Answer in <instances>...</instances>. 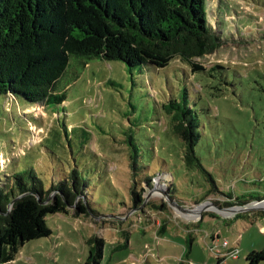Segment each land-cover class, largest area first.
Listing matches in <instances>:
<instances>
[{
  "label": "rangeland",
  "instance_id": "374dc122",
  "mask_svg": "<svg viewBox=\"0 0 264 264\" xmlns=\"http://www.w3.org/2000/svg\"><path fill=\"white\" fill-rule=\"evenodd\" d=\"M212 1L208 23L224 44L195 60L204 72L178 59L131 71L90 61L74 78L68 70L60 106L0 99V186L25 169L46 188L63 182L68 165L93 174L89 216L74 217L78 199L68 215L47 216L51 235L26 243L10 264H83L89 238L105 243L108 264H247L264 251V0ZM183 84L196 103L204 171L187 170L180 143L165 133L160 105ZM129 125L139 152L133 170L122 135ZM81 135L83 151L66 139ZM126 236V248L112 253Z\"/></svg>",
  "mask_w": 264,
  "mask_h": 264
},
{
  "label": "trees",
  "instance_id": "16d2710c",
  "mask_svg": "<svg viewBox=\"0 0 264 264\" xmlns=\"http://www.w3.org/2000/svg\"><path fill=\"white\" fill-rule=\"evenodd\" d=\"M211 4L215 2L0 0V99L11 97L46 110L51 105L60 106L65 102L67 88L66 85L60 90L64 76L72 69L74 78L76 69H84L90 61L121 62L131 71L143 66L164 69L178 59L192 72H204L195 60L212 54L224 44L208 23ZM179 90L177 97L160 105L167 119L165 133L180 143L187 170L204 171L195 155L200 138L196 103L185 84ZM134 126L129 125L122 134L129 148L132 170L139 154L131 129ZM74 131L71 128L72 135ZM81 137L66 139L79 141L83 151L87 139ZM79 161L84 164L82 155ZM67 168L63 182L49 188L33 169L6 177V184L0 186V264L14 261L26 243L49 237L51 230L46 217L68 215L67 207L77 199L74 217L89 216L87 191L93 174L77 164ZM149 180V177L143 179L145 183ZM169 187L170 190L173 187L171 182ZM142 193L141 188L131 193L135 207L140 205ZM165 232L162 225L157 234ZM127 241L126 236L125 242L111 252L126 248ZM85 243L87 255L83 264H102L105 243L96 238H89ZM109 258L104 264H108ZM245 261L261 264L264 251L249 253Z\"/></svg>",
  "mask_w": 264,
  "mask_h": 264
},
{
  "label": "built area",
  "instance_id": "2783aa9c",
  "mask_svg": "<svg viewBox=\"0 0 264 264\" xmlns=\"http://www.w3.org/2000/svg\"><path fill=\"white\" fill-rule=\"evenodd\" d=\"M224 244H226V243L224 242Z\"/></svg>",
  "mask_w": 264,
  "mask_h": 264
},
{
  "label": "water",
  "instance_id": "95a60500",
  "mask_svg": "<svg viewBox=\"0 0 264 264\" xmlns=\"http://www.w3.org/2000/svg\"><path fill=\"white\" fill-rule=\"evenodd\" d=\"M49 200H50V198H49Z\"/></svg>",
  "mask_w": 264,
  "mask_h": 264
}]
</instances>
